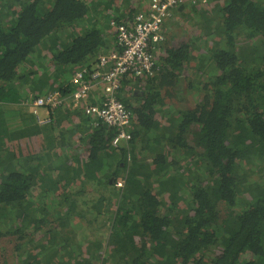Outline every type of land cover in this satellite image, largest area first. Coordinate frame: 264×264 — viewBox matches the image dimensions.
Masks as SVG:
<instances>
[{"label":"trees","instance_id":"trees-1","mask_svg":"<svg viewBox=\"0 0 264 264\" xmlns=\"http://www.w3.org/2000/svg\"><path fill=\"white\" fill-rule=\"evenodd\" d=\"M144 2L0 0V239L18 237L16 264H264V0L174 11L197 19V36L152 43L154 73L123 78L122 145L118 128L69 103L48 123L24 104L70 100L78 71L91 83ZM191 68L205 72L182 110L167 98Z\"/></svg>","mask_w":264,"mask_h":264},{"label":"built area","instance_id":"built-area-1","mask_svg":"<svg viewBox=\"0 0 264 264\" xmlns=\"http://www.w3.org/2000/svg\"><path fill=\"white\" fill-rule=\"evenodd\" d=\"M188 2L196 3L197 0H145L147 12L136 16L134 26L115 27L118 44L123 49L99 56L98 65L91 71V83H86L83 73L78 71L72 79L75 91L70 100L59 91H54L24 104L40 123H48L51 111L69 103L73 109H80L87 116L118 128L113 139L114 146L128 142L131 139L133 115L118 98L122 80L128 74L154 73L157 62L150 53L151 44L164 40L165 22L173 19L174 11ZM91 96L94 103L84 104ZM43 110L45 117L42 116Z\"/></svg>","mask_w":264,"mask_h":264},{"label":"rangeland","instance_id":"rangeland-1","mask_svg":"<svg viewBox=\"0 0 264 264\" xmlns=\"http://www.w3.org/2000/svg\"><path fill=\"white\" fill-rule=\"evenodd\" d=\"M186 21H187L186 18H184L182 19V21H180L178 24L174 25L173 27L174 28L173 35H175L174 36L175 40L180 41V43H184V42L192 43L195 37L197 36V35H194L195 31H198L199 29L198 25H196L195 23L197 19H195V21L193 19V22L195 24L192 21H189L188 23H186ZM163 38L164 40L162 42L165 44L170 43V40H174L172 38L170 39V29H167V32H166L164 28ZM198 43H202V42H198ZM170 45H172V43H170ZM162 53L163 51L160 49L156 54L160 56V54ZM198 53L200 54L201 52H198ZM209 64L211 67L213 66L214 63L209 62ZM204 72L205 71L203 70H200L199 72L198 71L195 72L193 68L188 69L184 73V75L181 77L179 86L176 89H173L174 92L176 91L173 98L168 97L167 102L171 106L180 108L182 110L187 109V108H193L197 102V99H196L197 96L195 95L196 90H194L193 92L191 91V93H189L187 89H189V84H191L192 82H194V85H197L201 80V78L199 80V75H203ZM196 73H198V75H196ZM210 73H214V72L211 69H209L207 74L210 75ZM203 79H204L203 81H206L207 78H203ZM140 94L141 92L139 91L138 88L134 89L132 92L133 96H138ZM8 108L10 110H17L19 106H10V107L8 106ZM102 205H103L102 209H105L104 201H102ZM17 243H19L18 237L13 236V235H8V237L0 239V264H16L17 263L15 261L16 252L14 251Z\"/></svg>","mask_w":264,"mask_h":264},{"label":"crops","instance_id":"crops-1","mask_svg":"<svg viewBox=\"0 0 264 264\" xmlns=\"http://www.w3.org/2000/svg\"><path fill=\"white\" fill-rule=\"evenodd\" d=\"M138 5V7H139V4H137ZM141 7V6H140ZM139 7V8H140ZM178 20V17L177 16H174L173 15V19H171L169 22H170V25H169V29H170V32L173 34V27H174V25H176V24H178L176 21ZM172 23H174L173 25H171ZM170 43H180V41H178V40H171L170 41ZM45 113L43 112V116L45 117Z\"/></svg>","mask_w":264,"mask_h":264}]
</instances>
